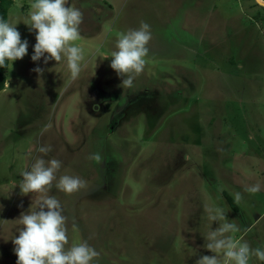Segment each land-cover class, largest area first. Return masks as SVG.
<instances>
[{
	"label": "rangeland",
	"instance_id": "rangeland-1",
	"mask_svg": "<svg viewBox=\"0 0 264 264\" xmlns=\"http://www.w3.org/2000/svg\"><path fill=\"white\" fill-rule=\"evenodd\" d=\"M30 3L13 0L7 18L22 19ZM253 3L69 0L83 13L75 80L63 59L31 61L35 30L16 24L28 49L7 66L0 91V264H15L18 218L43 195L62 204L66 246L87 241L99 264H194L210 254L200 247L206 205L241 230L255 225L244 239L264 245V190H243L264 185V12L255 22ZM141 20L152 39L127 89L107 56L116 34ZM38 144L51 145L45 158L62 161L59 174L85 181L79 192L20 193ZM235 192L233 209L225 194L233 201Z\"/></svg>",
	"mask_w": 264,
	"mask_h": 264
},
{
	"label": "clouds",
	"instance_id": "clouds-1",
	"mask_svg": "<svg viewBox=\"0 0 264 264\" xmlns=\"http://www.w3.org/2000/svg\"><path fill=\"white\" fill-rule=\"evenodd\" d=\"M264 6V2H262ZM83 13L78 7L69 4V0H31L30 10L22 19L0 17V67L12 65L27 54L28 41L21 39L16 28L18 22L28 26V31L35 30V43L32 45L30 59L33 62L47 63L49 60L66 63L72 80L79 77L83 49L76 43L80 39L79 26ZM152 39L151 26L141 20L135 28H128L116 34L113 47L108 53L109 67L120 78V86L131 89L134 80L145 69ZM106 58V57H105ZM37 74L43 69H33ZM36 156L27 170L19 173L18 182L21 194L43 193L52 189L66 195L79 192L85 181L75 175L59 174L62 161L48 157L51 145H37ZM90 160L99 163L101 155L90 153ZM244 192L256 194L264 190L260 182L244 187ZM233 202L242 199L240 192H235ZM207 231L203 233L201 248L210 254H200L194 264H250L253 259L264 264V245L252 247L244 236L255 225L241 230L227 218L222 207L205 206ZM21 225L11 240L16 256L15 264H99L100 253L87 241L68 245L66 222L61 202L55 195H43L34 207L18 218ZM215 223V227H213ZM240 233L239 237L234 234ZM197 255L196 249L193 256Z\"/></svg>",
	"mask_w": 264,
	"mask_h": 264
},
{
	"label": "trees",
	"instance_id": "trees-1",
	"mask_svg": "<svg viewBox=\"0 0 264 264\" xmlns=\"http://www.w3.org/2000/svg\"><path fill=\"white\" fill-rule=\"evenodd\" d=\"M12 1L13 0H0V17L7 18V10L12 4ZM252 5L255 6V13L252 14V18L257 22L258 20H261L262 18L260 14L261 12H264V7L256 3H253ZM6 71H7V67L5 68L0 67V91L4 87V83L6 80ZM225 197L229 201L231 208L235 209L236 206L233 203L232 199H230L227 194H225Z\"/></svg>",
	"mask_w": 264,
	"mask_h": 264
},
{
	"label": "water",
	"instance_id": "water-1",
	"mask_svg": "<svg viewBox=\"0 0 264 264\" xmlns=\"http://www.w3.org/2000/svg\"><path fill=\"white\" fill-rule=\"evenodd\" d=\"M255 2L262 6V2L261 1L255 0Z\"/></svg>",
	"mask_w": 264,
	"mask_h": 264
},
{
	"label": "bare ground",
	"instance_id": "bare-ground-1",
	"mask_svg": "<svg viewBox=\"0 0 264 264\" xmlns=\"http://www.w3.org/2000/svg\"><path fill=\"white\" fill-rule=\"evenodd\" d=\"M259 1L264 2V0H259Z\"/></svg>",
	"mask_w": 264,
	"mask_h": 264
},
{
	"label": "crops",
	"instance_id": "crops-1",
	"mask_svg": "<svg viewBox=\"0 0 264 264\" xmlns=\"http://www.w3.org/2000/svg\"><path fill=\"white\" fill-rule=\"evenodd\" d=\"M252 14H253V13H251V17H252ZM255 22H256V21H255Z\"/></svg>",
	"mask_w": 264,
	"mask_h": 264
}]
</instances>
